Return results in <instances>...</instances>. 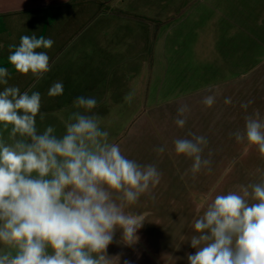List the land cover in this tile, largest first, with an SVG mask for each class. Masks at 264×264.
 <instances>
[{
    "label": "clouds",
    "instance_id": "clouds-1",
    "mask_svg": "<svg viewBox=\"0 0 264 264\" xmlns=\"http://www.w3.org/2000/svg\"><path fill=\"white\" fill-rule=\"evenodd\" d=\"M53 44L42 35H23L18 46L9 45L8 62L39 82L51 69L47 52L37 50ZM9 75L0 67V85L8 84ZM62 93V82H56L48 96ZM133 97L129 92L124 99L131 103ZM202 102L211 107L215 96ZM251 103L241 107L246 110ZM96 104L95 98L77 97L73 106L83 111L72 112L65 132L57 135L53 126L37 130V114L45 118L38 91H0V129L13 141L0 137V264H110L107 248L117 230L128 246L139 240L143 222L125 208L155 188L161 173L155 164L129 159L109 141L101 119L91 114ZM189 111L186 104L177 108L178 127L185 126ZM189 135L174 141V152L192 159L195 178L202 169L211 172L212 160L211 153L203 156L207 138ZM233 136L245 142L246 151L255 147L264 160V120L258 112L246 117L243 131ZM155 151L163 154L166 146ZM189 242L196 251L186 254L188 264H264V182L216 195L195 220Z\"/></svg>",
    "mask_w": 264,
    "mask_h": 264
},
{
    "label": "rangeland",
    "instance_id": "rangeland-1",
    "mask_svg": "<svg viewBox=\"0 0 264 264\" xmlns=\"http://www.w3.org/2000/svg\"><path fill=\"white\" fill-rule=\"evenodd\" d=\"M92 0H0V41L1 39L18 44L23 35H35L39 38L50 29L46 12L50 11L55 17L64 16L63 25H74L89 20L87 12ZM237 11L228 13L227 29L232 28V19L239 22L235 30L236 37H227L225 44L215 37L216 26L211 21L214 12L204 10L199 15V21L191 17L186 25L183 19L189 7L182 6L181 14L174 17V25L163 28L161 35V51L154 58L153 67L161 72V86L157 79L151 90L161 91L166 100L168 94L173 97H186L183 101L188 105L187 122L183 128L175 124L177 106L167 105L166 111L162 106L151 109L140 120H136L121 134L115 136L113 143H118L122 153L129 159H134L142 165L155 164L161 173L160 183L143 194L139 200L125 208V212L143 217V229L137 232L139 240L128 246L121 241V231L117 230L113 242L107 248V255L113 264H188V253H195L190 246L194 222L206 210L216 195L228 192H240L242 187L264 182V160L260 159L255 147L245 150V142H236L233 133L243 131L242 127H231L229 122L223 127L208 126L215 124L219 118L227 119L231 112L214 110L217 105L225 106V98L235 99L233 95L222 96L224 91L252 88L259 95L256 103L264 106V64L256 69V77L251 73L261 56H264V46L261 36L255 29L254 22L258 17L257 9L264 0H236ZM97 8H103L96 4ZM184 8V9H183ZM94 11V10H93ZM201 21V23H200ZM170 22H160L163 27ZM81 26V27H82ZM8 28L6 31L5 28ZM199 33L206 36L209 46L202 42L195 43ZM61 28V25L58 26ZM171 39L173 41H171ZM176 39V41H174ZM213 39V42L211 41ZM1 44V43H0ZM175 48V49H174ZM177 49V50H176ZM38 49L37 51H44ZM58 49L47 51L49 57ZM9 48L0 49V57L8 58ZM50 62V61H49ZM163 63V64H162ZM226 63V64H225ZM230 67L236 74L233 87H228L226 77ZM158 88H160L158 90ZM206 89L207 95L215 96V103L206 107V115L197 109L196 102ZM219 91V92H217ZM246 98L245 96L243 97ZM203 105L201 99L200 102ZM157 104V103H156ZM161 110V111H160ZM160 120L157 125L154 121ZM245 124V122H242ZM106 124L101 119V126ZM189 133L203 135L208 144L203 156L209 158L211 153V172L202 169L195 178L191 174L192 159L183 155L177 157L174 152L176 139H191ZM166 146L163 154H157L155 149ZM236 161L233 164V161Z\"/></svg>",
    "mask_w": 264,
    "mask_h": 264
},
{
    "label": "crops",
    "instance_id": "crops-1",
    "mask_svg": "<svg viewBox=\"0 0 264 264\" xmlns=\"http://www.w3.org/2000/svg\"><path fill=\"white\" fill-rule=\"evenodd\" d=\"M96 4H100L103 8H97ZM183 5L184 8L189 7L188 11L182 14V16L187 15L183 19V25H186L191 17L193 21H199L202 18L199 13H204V10L214 12L211 21L216 26L215 37L225 44L226 51L227 37L235 38V30L239 28V22L232 19L230 23L235 30L227 29L228 13L237 11L236 0H92L91 7L94 6V11L90 8L87 12L85 17L89 20L83 26L82 23L77 22L74 25H63L64 16L55 17L50 11L46 12L47 17L50 18L51 28L44 37L54 41L53 46L46 49V52L53 49L58 51L55 55H53L55 51L51 54L49 62L51 70L45 74L44 79L36 82L31 73L20 74L7 58L0 57V67L4 65L10 74L7 78L8 84L0 85V91H3L4 87H18L21 93L29 90L38 91L41 94L40 113L44 114L45 118L41 120L40 114H37V130L43 132L46 127L53 126L57 135L65 132V121L72 112L83 111L73 106L77 97L95 98L97 104L91 114L97 115L106 123L101 128L109 132V141L113 142L115 136L121 134L136 120H140L149 110H156L157 106L161 105L162 111L165 112L163 108L167 105L178 104V107L185 105L183 101H187L188 96L173 97L172 95L177 93L171 95L170 92L169 98L162 100L164 97L162 90L158 92L151 90L157 79L160 86L162 80L161 72L153 67L154 58L162 53L163 41L158 32L177 22V20L173 21L174 17L181 14ZM257 14L254 26L261 35L259 39L264 46V4L257 9ZM160 22L170 23L163 27ZM60 25L61 28H58ZM5 30L7 31L8 28L6 27ZM195 30L197 39L194 42H202L204 47L209 46L206 36L199 33L197 27ZM20 38L18 44L1 39L0 49L9 48V45L18 46ZM211 41L213 42V39ZM263 64L264 56H261L254 66L252 77L257 78L256 69ZM227 68H229L227 85L233 87L236 74L232 68L228 66ZM56 82H62L63 93L49 97L48 91ZM33 84L36 85L35 88H32ZM255 84V80L252 81V88H246V93H243L242 89L221 93L222 96L233 95L235 99L224 107L215 106L214 110L221 113L224 108L227 112L233 110V114L226 120L219 118L215 124H208L206 127H223L227 122L231 127H242L245 125L242 122H245L246 117L257 112L259 118L264 120V106L256 103L260 92L258 88L255 89ZM129 92H134L131 103L124 99ZM200 92L202 95L197 100L196 107L201 108L205 116L206 106L199 102L208 95L204 88ZM248 101L252 103L245 110L241 105ZM159 121L155 120V125ZM0 137L7 143L13 142L9 139L8 132L2 129H0ZM139 220L143 221V217L140 216ZM142 229L143 226L138 231L141 232Z\"/></svg>",
    "mask_w": 264,
    "mask_h": 264
},
{
    "label": "flooded vegetation",
    "instance_id": "flooded-vegetation-1",
    "mask_svg": "<svg viewBox=\"0 0 264 264\" xmlns=\"http://www.w3.org/2000/svg\"><path fill=\"white\" fill-rule=\"evenodd\" d=\"M44 51H46V49ZM2 67H5V66L3 65Z\"/></svg>",
    "mask_w": 264,
    "mask_h": 264
}]
</instances>
